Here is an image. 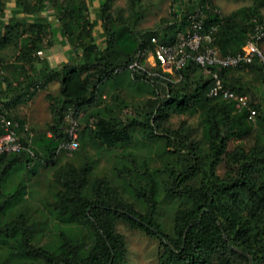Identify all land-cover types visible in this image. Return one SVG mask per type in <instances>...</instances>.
I'll return each instance as SVG.
<instances>
[{
    "label": "trees",
    "instance_id": "16d2710c",
    "mask_svg": "<svg viewBox=\"0 0 264 264\" xmlns=\"http://www.w3.org/2000/svg\"><path fill=\"white\" fill-rule=\"evenodd\" d=\"M114 1L0 0V115L18 124L26 149L0 154V264H122L119 223L158 241L157 264H264L261 65L213 68L224 87L247 96L240 111L209 96L213 81L192 59L173 75L143 59L146 72L128 68L138 52L191 32L194 16L204 45L235 55L264 23V0L227 14L214 0H171V18L144 30L141 0H127L126 10ZM62 40L63 63L50 67L37 53ZM51 83L58 91L45 95L50 121L33 132L13 109ZM68 113L78 119V166L64 161ZM182 115H196L197 127L170 124ZM95 148L110 155V174L94 173L98 160L87 150ZM170 203L167 229L159 215ZM45 233L49 241L36 244Z\"/></svg>",
    "mask_w": 264,
    "mask_h": 264
},
{
    "label": "built area",
    "instance_id": "2783aa9c",
    "mask_svg": "<svg viewBox=\"0 0 264 264\" xmlns=\"http://www.w3.org/2000/svg\"><path fill=\"white\" fill-rule=\"evenodd\" d=\"M191 20L193 21L191 32L179 33L175 43L171 45L157 46L153 51L145 53L138 52L135 56L136 60L128 68L146 72L141 63L143 59L149 69L159 67L162 73L173 75L186 64L188 59H192L213 81L209 96L232 102L237 111L248 108L246 96L237 95L224 87L218 72L213 68L229 69L258 63L264 70V23L255 26L253 34L246 41L241 52L222 56L216 48L204 45L208 41V36H203L198 32L200 22L197 21L196 16L191 17ZM37 55H41V52H38ZM253 117L254 112L250 110L248 119L253 120ZM64 121L66 123L65 132L69 138L64 149L66 155L71 156L72 152L78 148V119L68 113L65 115ZM0 123L4 131L0 136V154H18L26 150L16 133L18 124L6 120L2 115H0ZM27 152L32 156V152L29 150Z\"/></svg>",
    "mask_w": 264,
    "mask_h": 264
},
{
    "label": "rangeland",
    "instance_id": "374dc122",
    "mask_svg": "<svg viewBox=\"0 0 264 264\" xmlns=\"http://www.w3.org/2000/svg\"><path fill=\"white\" fill-rule=\"evenodd\" d=\"M142 8L145 12L144 19L139 24V29H151L156 27L157 25L161 26V21L167 18H171V13H173V6L171 0H141ZM252 4V0H214V5L217 9L220 10L221 13L227 14L235 9H238L243 6H249ZM93 3H90V7L93 11V23L96 24L98 17V10L94 8ZM114 7L122 8L126 10L127 8V0H115ZM261 14L264 16V8L261 10ZM50 22L55 21L54 14H49ZM100 36V37H99ZM49 37V36H48ZM99 39V44L102 42V34L98 32L97 35ZM49 43H47L48 45ZM46 45V46H47ZM47 48V47H46ZM245 73V72H243ZM173 81H176V78H172ZM250 80L249 77L245 76V81ZM58 91V84L52 83L50 88L45 90H39L27 103L21 104L17 106L16 111L22 116L26 122V127L33 132L42 131L46 124L50 121V113L47 107V101L45 99L46 92L47 94H55ZM247 98V96H246ZM129 100H136L137 98L131 94L128 97ZM248 100V98H247ZM181 122H185V126H190L191 128L197 127L198 117L195 116H173L170 119V124L173 127H177ZM130 152L135 155L143 157L146 155V149L141 148H130ZM78 149L72 154V156H66L64 161H70L76 166L80 164V157L76 155ZM87 156L92 159H97V169H95L96 174L100 176L104 174H110L111 172V159H109L106 152L103 150L88 149ZM49 172L43 173V177L41 179L46 180L50 177ZM110 178H112L110 176ZM35 181V180H33ZM36 187V186H35ZM38 188V187H36ZM35 188V189H36ZM31 193V198L34 201H38L42 196L40 195V190H36ZM173 204H163L162 211L159 215L161 222L165 224L164 227L167 229L171 226V216L173 210ZM160 212V211H159ZM117 231L121 233L126 241V255L124 258V262L122 264H157V259L159 254L161 253L159 248V243L156 239H152L144 235L142 232L137 230H131L125 225L121 223L117 224ZM47 237V233L36 241L38 245H44L49 240Z\"/></svg>",
    "mask_w": 264,
    "mask_h": 264
},
{
    "label": "crops",
    "instance_id": "0c3cea01",
    "mask_svg": "<svg viewBox=\"0 0 264 264\" xmlns=\"http://www.w3.org/2000/svg\"><path fill=\"white\" fill-rule=\"evenodd\" d=\"M65 49H66V47H65V43L63 40L61 42L55 41V43L53 45H51V46L47 47L46 49H44L43 51H41V55L39 57L45 58L48 61L50 67H57L63 63L64 52H66ZM51 84H49L45 88V90L49 89ZM55 84H57V83H55ZM46 94H47V92H46ZM16 108L17 107H15L13 110L16 111Z\"/></svg>",
    "mask_w": 264,
    "mask_h": 264
},
{
    "label": "water",
    "instance_id": "95a60500",
    "mask_svg": "<svg viewBox=\"0 0 264 264\" xmlns=\"http://www.w3.org/2000/svg\"><path fill=\"white\" fill-rule=\"evenodd\" d=\"M203 211H205V209Z\"/></svg>",
    "mask_w": 264,
    "mask_h": 264
}]
</instances>
